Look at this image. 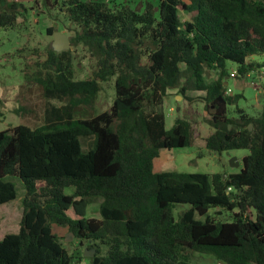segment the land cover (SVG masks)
Returning <instances> with one entry per match:
<instances>
[{"label": "trees", "instance_id": "16d2710c", "mask_svg": "<svg viewBox=\"0 0 264 264\" xmlns=\"http://www.w3.org/2000/svg\"><path fill=\"white\" fill-rule=\"evenodd\" d=\"M42 2L65 18L70 46H82L96 69L92 79L75 80L71 51L50 47L32 78L46 101L43 123L0 131V206L16 198L18 184L25 191L18 232L0 239V264L84 259L64 248L54 226L95 248L88 264H200L194 255L207 264H264V90L260 114L235 108L232 117L240 96H228L225 85L227 63L237 65L236 76L264 70V0H156L142 12L95 0ZM26 11L0 0V28H13ZM111 79L108 110L75 118ZM169 90L203 94L213 129L205 147L246 151L238 171H154L162 151L195 141L184 119L166 130L159 108ZM91 199L100 200V218L86 217ZM211 209L230 220L210 217Z\"/></svg>", "mask_w": 264, "mask_h": 264}, {"label": "rangeland", "instance_id": "374dc122", "mask_svg": "<svg viewBox=\"0 0 264 264\" xmlns=\"http://www.w3.org/2000/svg\"><path fill=\"white\" fill-rule=\"evenodd\" d=\"M95 1L106 3L111 8L127 6L138 12H142L147 3L156 4V0ZM16 2L24 5L27 11L23 12L17 19L13 28H0V131L17 125L35 128L43 123L46 101L43 99L40 90L37 89V85L33 83L32 78L38 69V65L46 60L47 51L53 41V35L46 34L45 30L48 27H57L58 32L69 33L72 36L69 31L72 27L67 24L65 18L44 8L42 0H18ZM180 17L182 20L186 19L185 14H181ZM53 18L63 22V25L60 24L61 28L57 23L59 21L56 22ZM69 51L73 55L74 79H92L96 69L95 60L82 46L75 48L70 46ZM255 59L261 60L263 58ZM143 61L145 60L143 59ZM226 69L231 73L230 77L225 79L226 94L231 97L240 96V99L228 108L229 115L232 117L237 115L235 108L248 115L260 114L263 101L264 70L260 73L262 76L259 75L258 77L256 74L250 73L247 76H236L234 72L237 71V65L233 63H227ZM204 72L207 80L213 79L216 74L214 71L205 70ZM100 87L93 108L85 110L82 107L77 108L74 113L75 118H87L108 110L114 95L113 79L101 82ZM50 103L60 105L56 101ZM159 109L163 110L166 130L171 128L176 118L184 119L192 124L195 141L191 147L162 151L161 157L154 161L155 172L178 171L227 175L239 170L242 157L247 155L246 151L235 152L239 166L232 168L228 165L226 153L217 154L210 152L205 147V138L213 132V129L208 124L211 117L204 111L203 94L187 92L182 98L176 90H169ZM24 194L25 191L18 184L16 198L0 206V239L7 234L18 232ZM99 204V199H91L87 202L85 209L87 218H100ZM186 208V205L177 206L174 214L177 216L180 211ZM208 215L220 221L230 220L228 218L229 213L221 209H211ZM52 231L69 253L84 256L85 249L95 250L86 242H82L80 245L73 234L71 239L66 241L68 233H71L67 228L54 226ZM89 258L92 257L84 256V259L75 264H88ZM192 259L194 262L207 264L205 256L194 255Z\"/></svg>", "mask_w": 264, "mask_h": 264}, {"label": "water", "instance_id": "95a60500", "mask_svg": "<svg viewBox=\"0 0 264 264\" xmlns=\"http://www.w3.org/2000/svg\"><path fill=\"white\" fill-rule=\"evenodd\" d=\"M53 41L51 43V48L54 52L59 53L62 51H67L70 48L69 44V36L70 34H64L57 31V27L53 28ZM226 85V84H225ZM178 110V109H177ZM248 129L251 130V125L248 126ZM226 157H228V165L232 168H237L239 166V163L235 156V151H230L225 154ZM261 219V218H260ZM72 237V233H68L66 237V241H69ZM82 245V243H80ZM95 253L94 249H85L84 250V256L85 257H93Z\"/></svg>", "mask_w": 264, "mask_h": 264}, {"label": "built area", "instance_id": "2783aa9c", "mask_svg": "<svg viewBox=\"0 0 264 264\" xmlns=\"http://www.w3.org/2000/svg\"><path fill=\"white\" fill-rule=\"evenodd\" d=\"M14 1H18V0H14Z\"/></svg>", "mask_w": 264, "mask_h": 264}]
</instances>
